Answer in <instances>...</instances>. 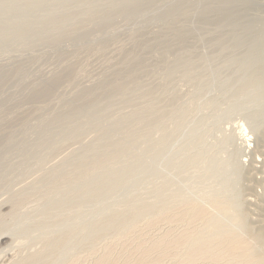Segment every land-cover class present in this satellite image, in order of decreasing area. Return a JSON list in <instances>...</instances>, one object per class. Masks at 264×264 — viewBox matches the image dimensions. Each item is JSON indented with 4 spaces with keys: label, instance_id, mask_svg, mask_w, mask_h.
<instances>
[{
    "label": "rangeland",
    "instance_id": "374dc122",
    "mask_svg": "<svg viewBox=\"0 0 264 264\" xmlns=\"http://www.w3.org/2000/svg\"><path fill=\"white\" fill-rule=\"evenodd\" d=\"M232 235L264 258V0H0V264Z\"/></svg>",
    "mask_w": 264,
    "mask_h": 264
},
{
    "label": "bare ground",
    "instance_id": "6f19581e",
    "mask_svg": "<svg viewBox=\"0 0 264 264\" xmlns=\"http://www.w3.org/2000/svg\"><path fill=\"white\" fill-rule=\"evenodd\" d=\"M246 130V129H245ZM243 131H244V129H243ZM247 135V134H246ZM244 141V140H243ZM53 151V150H52ZM58 153H60V152H58ZM48 154H50V153H48ZM66 154H68L67 152H66ZM64 155V154H63ZM68 156V155H67ZM51 157H53V156H51ZM44 163V162H43ZM78 165V164H77ZM75 166V165H74ZM72 173V172H71ZM74 175V174H73ZM76 177V176H75ZM62 178V177H61ZM70 179H71V177H70ZM61 180V179H60ZM191 207V206H190ZM189 207V208H190ZM185 208H187V207H185ZM189 208H187V209H189ZM197 208H200L199 206L197 207ZM197 208H195V212L197 211ZM187 209L185 210V212L187 211ZM208 209V208H207ZM207 209H205V207H204V209L203 208H200V209H198L199 210V213H200V215H199V217L201 216V214H202V212L204 213L205 212V210H207ZM182 210V209H181ZM202 211V212H201ZM209 212V211H208ZM178 213V212H177ZM199 213H194V215L196 214H199ZM176 214V213H175ZM174 214V215H175ZM185 214V213H184ZM205 214V213H204ZM182 215V214H181ZM181 215H179L178 216V219H179V217H181ZM192 215V214H191ZM196 215L195 216H193V217H195L196 218ZM203 215V214H202ZM183 216V215H182ZM198 216V215H197ZM165 217V216H164ZM173 217V219H175L174 218V216H172ZM203 217V216H202ZM169 219H170V217H169ZM191 219H193V218H191ZM199 219H201V218H199ZM192 221V220H191ZM195 221V220H194ZM188 234H189V231H188ZM182 236H181V238L179 237V238H177V240L179 239H182V237H183V234H181ZM185 235H187V233L185 234ZM180 236V235H179ZM187 236H189V235H187ZM186 236V237H187ZM177 237V236H176ZM239 236H237L236 237V235L234 236V235H232V236H229V237H227L226 238V236L224 237L225 238V240L223 241V237H222V241L221 240H219L218 238H216V239H218V241L220 242H218L216 239H215V241H216V243L217 244H221L222 242H225V244L227 245L225 248H223V249H226L227 248V250H228V254L230 255H232V256H235V254H237L236 256H237V258L239 257V258H241V257H243V258H245L246 259V263L247 264H258V263H260L261 262V264H262V261L264 260V258L263 257H261L262 255H258V259H255V258H252L251 257V255H250V250H251V247H250V243L247 241V240H243V238H238ZM163 238H165V237H163ZM167 239V238H166ZM169 239V238H168ZM188 239V238H187ZM213 239V238H212ZM211 238H208V239H205L204 241L206 242V243H204L203 241H201L200 243L202 244V242H203V244L201 245V244H198V245H200V246H197V247H195L196 248V250H193V249H191V250H193V251H191V250H189V255L187 254V256L189 257V258H191L192 259V257H196V255L198 256H200V255H206V257H207V255L208 256H210L209 258L207 257V259H212V257H214L213 259H218V260H221L222 259V257H223V253H221V252H219V254H218V256H217V253H218V250H217V248H216V246H215V244H212L211 242H207L208 240H212ZM171 240H173V238L171 239ZM175 240V239H174ZM173 240V242L175 243H182V240H181V242H179V241H174ZM184 240H186V239H183V241ZM207 240V241H206ZM214 240V239H213ZM215 241H214V243H215ZM248 243H247V242ZM157 242H160L161 243V240L159 241H156V243ZM165 242V241H164ZM167 242V241H166ZM170 242H172V241H170ZM170 242H167V243H170ZM167 243H165V244H167ZM159 243H157V247L159 246L158 245ZM164 244V245H165ZM176 244V245H177ZM182 244H184V243H182ZM196 244V245H197ZM216 244V245H217ZM223 244V243H222ZM224 244V245H225ZM161 245V244H160ZM264 245V244H263ZM156 246V245H155ZM177 246H179V245H177ZM222 246V245H221ZM156 247V248H157ZM160 248V247H159ZM194 248V247H193ZM194 248V249H195ZM216 248V249H215ZM264 248V247H263ZM262 248V249H263ZM217 250V251H216ZM220 251V250H219ZM225 252H226V250H224ZM188 252V251H187ZM224 252V253H225ZM264 252V251H263ZM253 253V252H252ZM221 254H223L222 255V257H221V259L220 258H217V257H219V255L221 256ZM227 253L224 255L225 257L228 255ZM234 254V255H233ZM105 255V254H104ZM264 255V254H263ZM187 256H185V258L187 257ZM231 256V257H232ZM235 256V257H236ZM253 256V255H252ZM259 256H260V258H259ZM187 257V258H188ZM201 257V256H200ZM200 257H198V258H200ZM216 257V258H215ZM228 257V256H227ZM253 257H256L255 255L253 256ZM99 258V257H98ZM197 258V257H196ZM202 258V257H201ZM205 258V257H204ZM232 258H234V257H232ZM243 258H242V260L241 261H243ZM261 258H263V260L261 259ZM191 259H189V260H191ZM203 259V258H202ZM259 259H261V260H259ZM103 260H104V258H103ZM103 260H100L99 262L101 263V261H103ZM107 260V259H106ZM188 260V259H187ZM187 260H185L187 263H188V261ZM193 260H195L194 258L192 259V261L191 262H193ZM200 260V259H199ZM230 260H234V259H230ZM98 261V260H97ZM184 261V262H185ZM211 261V260H210ZM214 261H216V260H214ZM229 261V260H228ZM235 261V260H234ZM238 261V260H237ZM240 261V260H239ZM104 262V261H103ZM181 262H183V261H181ZM181 262H180V264H181ZM185 262V263H186ZM190 262V261H189ZM196 262H197V260H196ZM245 261H243V264H246V263H244ZM98 263V262H97ZM184 263V264H185ZM234 263V262H233ZM237 263V262H236ZM242 263V262H241ZM99 264V263H98ZM235 264V263H234Z\"/></svg>",
    "mask_w": 264,
    "mask_h": 264
}]
</instances>
